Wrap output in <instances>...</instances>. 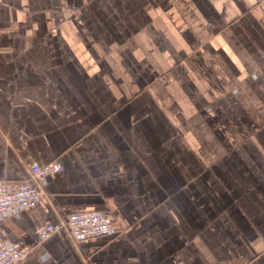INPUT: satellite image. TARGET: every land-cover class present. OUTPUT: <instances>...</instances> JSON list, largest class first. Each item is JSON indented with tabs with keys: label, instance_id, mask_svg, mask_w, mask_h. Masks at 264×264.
Instances as JSON below:
<instances>
[{
	"label": "crops",
	"instance_id": "crops-1",
	"mask_svg": "<svg viewBox=\"0 0 264 264\" xmlns=\"http://www.w3.org/2000/svg\"><path fill=\"white\" fill-rule=\"evenodd\" d=\"M55 159L21 264H264V0H0V182Z\"/></svg>",
	"mask_w": 264,
	"mask_h": 264
},
{
	"label": "built area",
	"instance_id": "built-area-1",
	"mask_svg": "<svg viewBox=\"0 0 264 264\" xmlns=\"http://www.w3.org/2000/svg\"><path fill=\"white\" fill-rule=\"evenodd\" d=\"M62 164L58 159L41 165L34 162L30 168V179L23 182H0V215L13 214L18 210L33 208L43 196L42 182L53 172H59ZM65 229L70 238L80 241L107 236L117 232L115 215L103 211H79L71 213L66 219L45 224L38 229L41 240ZM27 251L7 245L0 246V264H21Z\"/></svg>",
	"mask_w": 264,
	"mask_h": 264
}]
</instances>
